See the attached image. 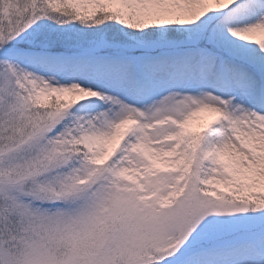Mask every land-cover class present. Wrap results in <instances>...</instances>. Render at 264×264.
I'll list each match as a JSON object with an SVG mask.
<instances>
[{"label":"snow or ice","instance_id":"obj_1","mask_svg":"<svg viewBox=\"0 0 264 264\" xmlns=\"http://www.w3.org/2000/svg\"><path fill=\"white\" fill-rule=\"evenodd\" d=\"M0 264H264V0H0Z\"/></svg>","mask_w":264,"mask_h":264}]
</instances>
